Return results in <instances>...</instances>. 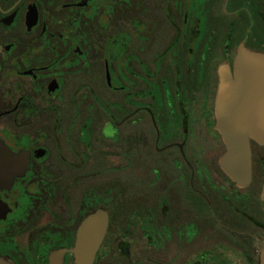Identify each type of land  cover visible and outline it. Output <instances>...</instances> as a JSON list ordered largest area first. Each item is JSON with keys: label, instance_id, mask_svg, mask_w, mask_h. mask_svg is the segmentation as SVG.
Wrapping results in <instances>:
<instances>
[{"label": "flooded vegetation", "instance_id": "flooded-vegetation-1", "mask_svg": "<svg viewBox=\"0 0 264 264\" xmlns=\"http://www.w3.org/2000/svg\"><path fill=\"white\" fill-rule=\"evenodd\" d=\"M240 48L264 54V0H0V258L75 264L101 211L90 264H261L264 146L249 140L237 188L215 129L219 69L233 77ZM204 178L212 200L193 191ZM176 224L198 240L167 256Z\"/></svg>", "mask_w": 264, "mask_h": 264}, {"label": "water", "instance_id": "water-1", "mask_svg": "<svg viewBox=\"0 0 264 264\" xmlns=\"http://www.w3.org/2000/svg\"><path fill=\"white\" fill-rule=\"evenodd\" d=\"M234 76L219 69V84L215 98V129L225 145L219 159L224 174L243 189L251 174L249 140L264 146V54L239 49L234 61ZM264 206V185L261 191ZM106 228L101 211L83 222L74 250L75 264H90L98 250ZM264 262V248L261 264ZM0 264H11L0 258Z\"/></svg>", "mask_w": 264, "mask_h": 264}, {"label": "rangeland", "instance_id": "rangeland-1", "mask_svg": "<svg viewBox=\"0 0 264 264\" xmlns=\"http://www.w3.org/2000/svg\"><path fill=\"white\" fill-rule=\"evenodd\" d=\"M206 133H204V131H202L201 134H205L207 136ZM200 142H201V140H200ZM198 175H199V177H201V173L199 170H198ZM201 181H203L204 184L198 183L197 187L194 188V190H193L194 193H197L199 196H204L207 198L209 197V200H212L213 196H214V194H212V191L215 189V192L218 193L217 189L219 191V188L216 186V184L214 182H211V180L209 178L208 179L204 178ZM193 202H194V206H193L194 209L193 210L198 211L197 210V204H196L197 201L195 200V198L193 199ZM214 209H215V205L211 206V204H209V211L207 212V219H208V222L213 225L212 227L220 229L224 225L221 223V221H219L216 217H214L213 213H211V211H215ZM200 212H202V211H200ZM212 230H213V228H212ZM206 231H208L206 233V234H208V238L212 237V239H213V237H217L216 233L215 232L212 233V231H210L209 228H207ZM196 232H197V230L195 231V228L191 229L189 226H184V225L178 226L176 224L175 228H174L173 235H172V246H168L165 255L172 256L174 254V249H176V246L179 245L180 241L191 240V239L198 240L196 238V236H197ZM194 234H196V236H193ZM168 236H169L168 232H165L163 230L156 231V233L153 237L156 239V240H153L154 246L161 247L163 245V240H165L166 238L169 239ZM189 245L192 246L193 250H194L196 244L191 243ZM144 254L145 255H154L153 253H151V251L148 252V249H146L144 251Z\"/></svg>", "mask_w": 264, "mask_h": 264}, {"label": "trees", "instance_id": "trees-1", "mask_svg": "<svg viewBox=\"0 0 264 264\" xmlns=\"http://www.w3.org/2000/svg\"><path fill=\"white\" fill-rule=\"evenodd\" d=\"M218 169V168H217ZM222 174V173H221ZM223 175V174H222ZM224 176V175H223ZM227 181H229L228 178H226ZM230 182V181H229ZM231 183V182H230ZM231 185L233 186V184L231 183ZM234 187V186H233ZM235 188V187H234ZM248 223L246 221H244L243 219H241V222H240V225H241V238L243 239L244 238V235L245 234H249V228H248ZM209 226L211 227V229H215L214 227H212L213 225L209 223ZM216 231L218 230H215L214 232L216 233ZM212 231V233H214ZM218 234V235H217ZM216 236L217 237H213V238H224V239H227V238H232L231 236V232H229L228 230H224L222 231L221 233H216ZM212 238V237H211Z\"/></svg>", "mask_w": 264, "mask_h": 264}]
</instances>
